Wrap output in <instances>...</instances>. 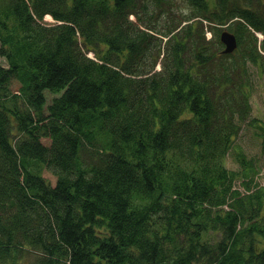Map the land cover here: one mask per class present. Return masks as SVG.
Instances as JSON below:
<instances>
[{"label":"trees","instance_id":"obj_1","mask_svg":"<svg viewBox=\"0 0 264 264\" xmlns=\"http://www.w3.org/2000/svg\"><path fill=\"white\" fill-rule=\"evenodd\" d=\"M262 51L264 0H0V264H264Z\"/></svg>","mask_w":264,"mask_h":264},{"label":"rangeland","instance_id":"obj_2","mask_svg":"<svg viewBox=\"0 0 264 264\" xmlns=\"http://www.w3.org/2000/svg\"><path fill=\"white\" fill-rule=\"evenodd\" d=\"M210 1L214 3V0ZM206 33L207 36H212L209 31ZM0 64L7 65L5 58L1 55ZM253 75L255 80L251 95V106L253 107L251 118L256 119V125H245L242 128V132L236 140V147L239 146L247 153L248 157L255 158L257 162L256 180L260 186H264V76L255 70H253ZM91 161L87 162L90 163ZM225 162L230 169H238L239 167V164L235 162L233 152L227 157Z\"/></svg>","mask_w":264,"mask_h":264},{"label":"water","instance_id":"obj_3","mask_svg":"<svg viewBox=\"0 0 264 264\" xmlns=\"http://www.w3.org/2000/svg\"><path fill=\"white\" fill-rule=\"evenodd\" d=\"M221 43L224 44V48L222 50L223 54L233 53L238 48L237 38L233 32H230L228 29L223 30L220 35Z\"/></svg>","mask_w":264,"mask_h":264}]
</instances>
